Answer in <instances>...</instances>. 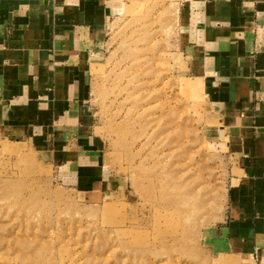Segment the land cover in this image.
Instances as JSON below:
<instances>
[{
	"label": "rangeland",
	"instance_id": "rangeland-1",
	"mask_svg": "<svg viewBox=\"0 0 264 264\" xmlns=\"http://www.w3.org/2000/svg\"><path fill=\"white\" fill-rule=\"evenodd\" d=\"M89 71L101 185L0 121V264H258L217 240L231 161L179 54L173 0H127Z\"/></svg>",
	"mask_w": 264,
	"mask_h": 264
},
{
	"label": "crops",
	"instance_id": "crops-1",
	"mask_svg": "<svg viewBox=\"0 0 264 264\" xmlns=\"http://www.w3.org/2000/svg\"><path fill=\"white\" fill-rule=\"evenodd\" d=\"M127 0H0V121L59 163L62 181L101 185L89 71ZM179 54L231 161L217 240L264 264V0H173ZM99 176V177H98Z\"/></svg>",
	"mask_w": 264,
	"mask_h": 264
}]
</instances>
